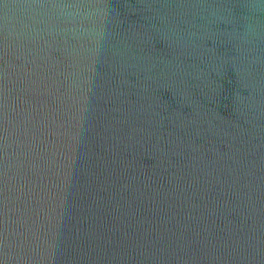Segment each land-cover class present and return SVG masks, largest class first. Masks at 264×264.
I'll use <instances>...</instances> for the list:
<instances>
[{
  "label": "water",
  "instance_id": "1",
  "mask_svg": "<svg viewBox=\"0 0 264 264\" xmlns=\"http://www.w3.org/2000/svg\"><path fill=\"white\" fill-rule=\"evenodd\" d=\"M0 264H264V0H0Z\"/></svg>",
  "mask_w": 264,
  "mask_h": 264
}]
</instances>
